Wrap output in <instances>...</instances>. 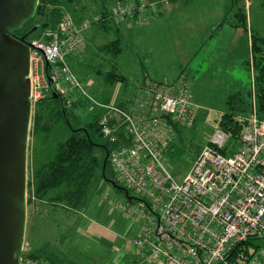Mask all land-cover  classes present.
<instances>
[{
	"label": "built area",
	"instance_id": "obj_1",
	"mask_svg": "<svg viewBox=\"0 0 264 264\" xmlns=\"http://www.w3.org/2000/svg\"><path fill=\"white\" fill-rule=\"evenodd\" d=\"M144 2L118 1L111 10L116 23L147 20ZM31 102L44 89L50 92L46 73L66 107L81 97L91 99L72 72L66 57L83 44L81 29L67 11L57 24L28 40ZM102 108L100 133L110 143L108 160L115 176L137 196L118 208L137 213L143 220L131 240L145 264H264V117L253 102L237 137L213 123V130L177 181L162 157L175 126H190L197 106L190 100L185 78L165 82L144 79L126 106L94 102ZM250 246L252 249H250ZM19 264H48L28 255L23 244Z\"/></svg>",
	"mask_w": 264,
	"mask_h": 264
},
{
	"label": "rangeland",
	"instance_id": "obj_2",
	"mask_svg": "<svg viewBox=\"0 0 264 264\" xmlns=\"http://www.w3.org/2000/svg\"><path fill=\"white\" fill-rule=\"evenodd\" d=\"M114 1L74 0V2L66 1L65 3L71 18L77 26L82 27L83 36L81 47L67 55L66 60L91 98L89 100L86 96L81 97L73 109V115H68L71 125L76 129L86 127V124L94 118L93 115H99L102 112V108L96 105L95 101L100 102L108 98L109 102L115 103L119 99L130 97L134 84L144 78V28L136 30L137 27L144 25L143 22L133 23L129 27H126L127 22L119 25L122 52L118 56H110L99 48L100 45L117 37L114 31L115 26L112 23L103 24L98 21L101 16V8L106 12H111ZM262 30L263 28L259 27V33H264ZM158 38L161 43V37ZM149 42L147 41L146 47ZM185 48L183 47L180 52L182 63L179 67L183 66V68L187 67L184 64L183 55ZM165 53L167 54L166 51ZM213 53L220 56L221 52H212L209 59H204L207 56L198 52L189 62L187 70L184 71L185 74L186 71H189L187 72V85L190 100L198 107L197 116L192 125L180 126L178 132L173 134L171 147L162 157L166 169L177 181H181L190 170L193 160L213 130L214 121L216 118H221L229 97L239 92V97L244 99L247 97V90H250L249 99L253 104L254 76L256 73L258 74V69H253L252 66L251 47L250 63H245V69L237 66L236 61L228 63L223 56V59H211L214 57ZM156 65L157 63H155ZM169 65L167 67L164 64L159 66L162 71H166L165 75L168 80L178 70L177 64L174 68V64ZM109 71L120 73L125 77L127 81L125 92L121 90L122 83L121 85L119 83L109 85L105 82V74ZM44 89L40 92V98L32 106L27 149L26 210H31L34 207L35 199H37L33 192L35 170L53 157L57 143L70 134L71 128L63 118L52 124L49 122L51 120L45 118L42 127L34 129L32 118L36 103L50 93ZM237 89L238 91H236ZM240 103L242 104V102ZM38 106L42 108V104ZM250 106L252 107V105ZM210 114L213 116L211 117ZM45 123L50 126H44ZM89 135L95 144L94 153L104 161L102 150H104L103 145L107 138L97 135L90 128ZM136 198L137 196L132 191L125 190L114 173L108 172L105 175L102 169H98L88 187L85 204L78 209L83 212V215L64 214L61 211L63 209L56 207L46 214L44 220L40 221L37 230H28L26 241L30 240L36 244L48 240L57 255L70 261L77 259L79 264H111L113 252L105 245L95 244L96 241H93L92 238L83 237L82 231L77 229L76 225L79 224L80 227L86 228L90 223V217L97 218L98 221L112 229L119 228L120 224L129 220L132 215H136V221L141 217L140 215L125 213L118 208L119 203ZM68 241L69 245H67ZM254 243L264 247V239L254 240ZM72 244H77L79 247ZM74 247L79 252L75 251ZM250 249H252L251 246Z\"/></svg>",
	"mask_w": 264,
	"mask_h": 264
},
{
	"label": "crops",
	"instance_id": "obj_3",
	"mask_svg": "<svg viewBox=\"0 0 264 264\" xmlns=\"http://www.w3.org/2000/svg\"><path fill=\"white\" fill-rule=\"evenodd\" d=\"M66 1L74 2V0ZM118 1L144 2L148 5L144 12L147 20L143 22L144 25L136 28V30L144 28V78L134 84L130 96L135 87L146 78L170 82L182 76L187 81L189 71H186V74L184 71L187 70L189 62L198 52L207 56L204 59H209L212 52H221L220 56L213 53L214 57L211 59L225 58L228 63L236 61L237 66L245 69V63H250L251 35L264 37V33H259V27L264 30V0H115L113 7ZM63 9L68 12L65 4H63ZM105 12L101 8L100 15H104ZM74 23L76 24L75 21ZM119 25L114 31L120 38ZM129 26L132 25H126V27ZM79 28L82 32V27ZM159 36L162 39L161 43L158 40ZM147 41L150 42L146 47ZM183 47H186L183 54L184 64L187 65L185 68L179 67L182 63L180 52ZM240 53L242 55H239ZM155 63H157L156 66ZM162 64L166 67L168 64L169 66L174 64L173 68L177 64L178 70L171 79L168 80L165 75L166 71L159 68ZM115 83L120 85L122 83L121 90L125 92L126 79ZM210 115L213 116V114ZM50 196L51 194L42 199H35L34 207L26 211L24 244L28 252L46 248L56 254L48 240L36 244L30 240L26 241L28 230H37L40 221L44 220L49 211L57 207L63 209L61 211L64 214L83 215L81 210L49 200ZM130 202L139 203L134 199ZM135 217L136 215L130 216L129 220L121 223L117 229H112L94 217H90V223L86 228L80 227L79 224L76 226L82 231L83 237L92 238L96 241L95 244L105 245L113 252L111 264H144L137 247L131 241L138 233L143 220L140 217L135 221ZM72 245L79 247L77 244ZM74 250L79 252L76 247ZM71 261L79 264L77 259H71Z\"/></svg>",
	"mask_w": 264,
	"mask_h": 264
},
{
	"label": "trees",
	"instance_id": "obj_4",
	"mask_svg": "<svg viewBox=\"0 0 264 264\" xmlns=\"http://www.w3.org/2000/svg\"><path fill=\"white\" fill-rule=\"evenodd\" d=\"M65 3L66 0H38V4L41 6L40 12L28 18L19 28L14 29L12 32H18L28 38V40L39 36L44 29L52 28L57 24L62 12L65 11L63 9V4ZM98 21L103 24L112 23L115 28L119 25V23L114 21L111 12H105ZM100 49L110 54V56H118L122 52L120 38L117 36L113 40L102 44ZM251 58L253 69H258V74L256 73L254 76L255 92L253 102L258 115L264 117V38L255 34L251 35ZM259 79L261 81H258ZM104 80L107 84L113 85L116 81H125V78L120 73L109 71L105 74ZM249 96H251L250 90H247V97L244 99L239 97V92L230 96L227 106L219 119V125L224 130L229 131L233 138L238 136L242 127L235 116L246 114L251 108L250 105L252 104ZM103 101L108 102L109 99L105 98ZM237 101L239 102L236 104L235 102ZM78 103L79 101L71 107H66L60 97L54 98L49 93L47 97L36 103L32 118L34 129L42 127L45 118L51 120L49 121L50 124L63 118L71 127L70 134L57 143L53 157L35 170L33 192L37 199H42L51 194L49 200L62 203L74 209H79L85 204L88 187L98 169H102L105 175L108 172L114 173L108 157L105 165H103V160L94 153L95 144L89 135L90 128L97 135L102 136L98 123L100 114L93 115L94 118L82 129H76L71 125L68 115H73V109ZM115 103L124 107L126 106L127 98L119 99ZM39 104H42V108L38 106ZM44 126L50 125L45 123ZM178 129L179 127L175 126L176 133ZM116 144L110 143L108 140L104 143V150H102L104 157L106 154L108 155L110 148ZM170 147L171 145L168 146L165 153L169 151ZM19 251H17L16 256ZM28 255L38 257L50 264H76L67 258L53 254L46 248L28 252Z\"/></svg>",
	"mask_w": 264,
	"mask_h": 264
},
{
	"label": "water",
	"instance_id": "obj_5",
	"mask_svg": "<svg viewBox=\"0 0 264 264\" xmlns=\"http://www.w3.org/2000/svg\"><path fill=\"white\" fill-rule=\"evenodd\" d=\"M38 0H0V264H19L26 224L27 149L32 115L31 43L12 31L40 12ZM50 93L60 97L46 73ZM61 98V97H60ZM108 155H105V165Z\"/></svg>",
	"mask_w": 264,
	"mask_h": 264
},
{
	"label": "flooded vegetation",
	"instance_id": "obj_6",
	"mask_svg": "<svg viewBox=\"0 0 264 264\" xmlns=\"http://www.w3.org/2000/svg\"><path fill=\"white\" fill-rule=\"evenodd\" d=\"M15 35L21 36L18 32H14ZM28 40V38H26Z\"/></svg>",
	"mask_w": 264,
	"mask_h": 264
}]
</instances>
